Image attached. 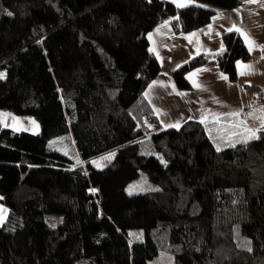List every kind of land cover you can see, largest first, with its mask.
Segmentation results:
<instances>
[{
	"label": "trees",
	"instance_id": "trees-1",
	"mask_svg": "<svg viewBox=\"0 0 264 264\" xmlns=\"http://www.w3.org/2000/svg\"><path fill=\"white\" fill-rule=\"evenodd\" d=\"M195 1L0 0V110L39 127L0 131V264H264V128L218 151L187 120L142 152L132 109L161 68L147 33L248 0ZM222 41L172 72L180 90L209 59L236 79L250 52L235 31Z\"/></svg>",
	"mask_w": 264,
	"mask_h": 264
},
{
	"label": "crops",
	"instance_id": "crops-1",
	"mask_svg": "<svg viewBox=\"0 0 264 264\" xmlns=\"http://www.w3.org/2000/svg\"><path fill=\"white\" fill-rule=\"evenodd\" d=\"M168 1L176 7L178 3L185 6L196 3L195 0ZM262 4L264 0H254L233 9H218L209 23L186 33L175 34L168 20L147 33L149 47L161 68L134 108L142 112L141 122L154 123L144 124L153 130L151 133L195 120L202 124L218 151L256 138L258 130L264 128V104L250 105L249 100L264 93ZM231 31L239 34L250 52L246 61H238L239 67L236 63V79L230 80L216 62L209 59L204 65L188 72L187 78L192 88L180 90L173 80L172 72L198 54L210 55L222 50V35ZM241 72L244 74L241 75ZM0 116L4 114L0 112ZM2 124L4 122H0V131L11 129L2 127ZM3 206L0 203V224L7 215V208Z\"/></svg>",
	"mask_w": 264,
	"mask_h": 264
},
{
	"label": "rangeland",
	"instance_id": "rangeland-1",
	"mask_svg": "<svg viewBox=\"0 0 264 264\" xmlns=\"http://www.w3.org/2000/svg\"><path fill=\"white\" fill-rule=\"evenodd\" d=\"M137 105H139V103ZM137 105H136V107H137ZM134 107L135 106L133 105L132 113L135 116L139 126L144 125V124H154L151 121L148 123H144V121L141 122L140 117H142V112L141 111L139 112ZM0 112L4 114V116H2V117L0 116V122H4V124H2V127H9L12 130L19 131V132H30V133L33 132L34 133V132L39 131L38 124L36 123V121L32 117L18 116V115H14L12 113L2 111V110H0ZM151 131H153V130L148 131V134L146 135V137L144 138V140L142 142V145H141L142 152L147 151V152L152 153V151L150 149L147 150L148 142H149L150 136L152 134ZM113 154H114L113 152H110V153L104 155L103 157H100L98 159L93 160V162H92L93 166L96 168L102 167L103 165H105L107 160L112 158ZM143 181H144V176L141 173L138 181L135 183L133 182L131 185H129L128 190L134 189L137 186V184H141V183H143ZM58 218L59 217L57 215L49 216V219H48L49 224H54Z\"/></svg>",
	"mask_w": 264,
	"mask_h": 264
},
{
	"label": "built area",
	"instance_id": "built-area-1",
	"mask_svg": "<svg viewBox=\"0 0 264 264\" xmlns=\"http://www.w3.org/2000/svg\"><path fill=\"white\" fill-rule=\"evenodd\" d=\"M250 105H263L264 104V93L258 94L254 98L249 100Z\"/></svg>",
	"mask_w": 264,
	"mask_h": 264
},
{
	"label": "snow or ice",
	"instance_id": "snow-or-ice-1",
	"mask_svg": "<svg viewBox=\"0 0 264 264\" xmlns=\"http://www.w3.org/2000/svg\"><path fill=\"white\" fill-rule=\"evenodd\" d=\"M248 2H254V0H248ZM185 5L184 4H180V3H178L177 4V7H184ZM262 6H264V4H262ZM231 30V29H230ZM237 31H239L238 29H237ZM250 50H251V47H250ZM237 64H238V67L240 66L239 65V62H237ZM244 67H248V68H250V66H244ZM241 75H243L244 73L243 72H241L240 73ZM223 79H227L226 77H222ZM231 115H237V113H232ZM201 122H203V121H201ZM250 131V130H249ZM253 135H254V133H252Z\"/></svg>",
	"mask_w": 264,
	"mask_h": 264
}]
</instances>
